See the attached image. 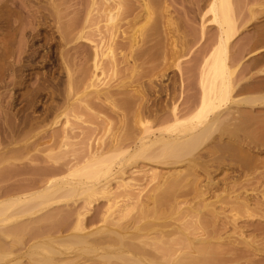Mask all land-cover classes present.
<instances>
[{"label": "rangeland", "instance_id": "1", "mask_svg": "<svg viewBox=\"0 0 264 264\" xmlns=\"http://www.w3.org/2000/svg\"><path fill=\"white\" fill-rule=\"evenodd\" d=\"M92 1L91 0H0V86L3 85L0 88V95H1L0 99L1 98L3 99V104H5L4 102L10 100L14 103L15 109L18 107L19 109L23 108L24 110L28 108L27 106H29L30 108L28 109V111L34 110V112H36L35 114L38 115L39 112L43 113V110L46 111L45 109H47L52 105L59 106L60 102L62 103L63 101L62 99L63 98L65 99L69 84L72 83V85L75 84L77 86L78 80L80 81L86 79L88 78V76L90 78L91 74H93L94 71L96 70L95 71L96 77L93 80L96 86L95 88L97 89L99 88L100 90H102L103 88H106L105 90H107L108 88L111 94H113L111 95L112 97L109 99L110 103L113 106H115L116 110H118L120 113L123 114V117L125 116L123 118L124 119L123 124L124 123L125 124L124 125L122 124L123 125L122 130L117 131L115 129H118V125H119V121L117 119L118 117L114 113H111L112 111L110 112L109 108H107L109 110H106L105 107L107 106H104L103 104H101L100 106L99 103H96V105L94 103L93 105L94 107L91 105V107L94 109L90 108L89 109L90 111L87 110L86 112L87 114L84 115L82 113L80 116H79L80 113L77 114L79 117H82V120L83 117L85 116L84 120L87 121L84 120L82 121L81 118L80 121L75 119L77 117H75L76 115L74 116L70 114L73 112L71 110H67L68 113L65 110L63 114L60 113L62 112L60 108H57L59 111L54 109L56 112L53 110V113H51L46 119H44L46 120L44 121L45 123L43 121L40 122L41 124V125L39 124L40 128L38 127L39 131H37V129L35 131L37 132L35 133L36 134L35 136H37V134L40 133L39 134L40 136H38L40 140L36 139L38 140V142L40 141L43 142V140L46 139L43 137V134H47L49 132L59 129L60 126H62L61 124H63V121H65L66 118L67 120L68 118L70 119L68 120L70 125H72L71 122L75 120H76L75 123L77 121L79 122L82 121L83 123V125L82 123H80L79 126H77V128L78 127H80V129L84 128L83 129L84 131L83 130L78 131L74 129V131L78 132V134L79 132H82V134H79L80 136H78L76 132H73L76 134V135L74 134L75 138L73 137V134L71 138L69 137L68 139L70 141L68 142L69 146L67 145L68 146L67 149L65 147L66 150L63 149V151L64 150L66 152L69 151L68 153L65 152L66 154L64 153L65 157L68 154L71 155L72 153V155H75L77 158L79 154L80 155L79 158L82 157V159L83 158L86 159L88 156L87 155L88 140H90L91 144L93 143L91 147L92 146L94 147V145L96 147V144H98L96 143V140L99 141L103 139L104 143L106 144L108 143L110 137L113 136L115 133H118V137L120 139L119 146L123 149L128 148V150L133 151V149L135 148V144L138 142L137 141L138 137L140 135V132L137 130L136 124L133 123V121L135 122L134 115H136V113L139 111L140 108L143 109L144 112L142 111V113L144 114V117L146 118L148 117V120L151 121L152 123L150 124L154 128H157L162 125V123L158 124V122L160 121H157L154 118L155 114L157 116H160L162 114L164 115L167 112H168L167 114H169L170 111L169 107L174 105V103L175 105H177V108H179L178 110L181 111L180 113H183L184 115L186 114L188 115L193 108L195 109L200 98V86H199V75L201 71L200 68L203 62L205 61V58L209 56L208 54H211L216 49L219 43L217 41L219 40L218 39L219 29L217 25L213 23L211 19L212 15L211 13H209L208 10L210 1L212 0H147L148 7L150 9L149 12L152 13H149L151 16H149V14H147L146 16L143 15L142 16L143 18L139 17V19L136 21L138 22V25L137 23H135V27L138 26V28L139 27L140 28L139 30L138 28H135L137 29L135 31H139L140 35H138L139 32L138 33L136 32L137 35L135 33V36L136 37L139 36L136 39L138 38L140 39H138L139 44L135 45V47H133L132 49H129L128 47H126V45H124L125 43L127 44V42L129 41L128 36L125 35H128L127 33L130 32L129 34L130 36L132 33L130 27L127 28L128 26L126 24H124V27L126 29L124 27L122 28L120 24L121 27H119L117 31L118 36L115 37L116 38L115 40L116 41L118 40L117 43L118 42L119 43L118 44L114 43L111 45V47L109 46V44H107L108 41L106 36L107 32H105L106 30V23L104 19L105 16L102 14L103 16H98L99 18L98 22L95 21L94 19H96L97 15L99 14L97 13V10L95 8H94L95 12L92 11L93 13L97 14L96 16L95 15L93 16V18L94 17L95 18L93 19L92 17L89 16L91 18L90 19L88 17L91 20V21L89 20L91 23L89 25L90 26L92 25L91 27L90 26L88 27L92 30L86 27L87 30L86 29L84 30L86 31V33L83 31L84 32L83 34H85L86 36L83 35L82 32L80 34L79 27H83L82 25L83 23H85L84 19L86 17L85 11L87 7H90L89 4H91ZM94 1L96 3L100 2V0H94ZM229 2L232 8L231 14H232V19L235 22L234 23L235 28H234V34L227 41L226 49L227 48L228 49L226 52L228 57L227 58V64L229 65L228 67L231 68V69L229 68L230 70H233L231 76V81L233 82L232 84L233 91L231 89L232 92H230V94L232 96L229 95L227 101H225L219 108V110L221 109L219 112L221 120L219 121V124L217 123L219 126L215 124V129L213 128L214 130L211 132V134L209 133L210 135H208L206 139L199 141L200 144L198 143V146L196 145L193 151V159L189 161L184 160L178 163L179 165L175 164L172 165V167H167L168 165H164L161 163L160 164L157 163L158 165L156 163L154 164L149 160V156H147L150 155L149 152L151 151L148 150L147 148H145V150H142L144 148H142L141 150L139 149L142 152L138 151L135 154V156L132 157L128 162L130 164L127 169L129 170V168L131 167L133 168L134 166H136L137 168L136 167L135 168L138 170L137 173H139V176L138 174H136L137 176L135 177V179L137 181L132 182L134 183L133 184L134 187H132L134 189L131 190V194H130L131 197L130 199L132 200L130 199L128 200L129 207H127L125 213L129 211L127 215L130 214L132 215L133 213L135 215L142 206L145 213H148V218H151V219H147L150 225L151 224L153 225V223L155 224L158 223L157 226L154 224L155 227L158 228V225H161L162 222L164 224L166 223L167 225L166 228H168L167 230L172 232L171 233L172 236L170 235L171 237L169 236L168 238H172V237L176 238L178 236L177 238L181 239V237H179L178 235L179 230L177 231V229L179 227H180L179 229H181L182 227L181 221L183 220L184 224L188 227V230L182 228L186 233L184 231L182 232H184L186 235L181 240L182 243H187V244L188 242H191L194 238H196L195 240H199V239L202 240V238L200 237H205L203 229H205L206 231L207 230L216 231L217 233L216 232L215 233L217 237H215L216 239L214 240V242L218 243L219 246H221V248L224 245L226 246L228 245L227 247L229 248L234 247V249L236 250L235 252H233L234 250L232 249L231 252H228L227 251L228 248L227 247L225 248V246L223 247L224 248L223 251L226 252L223 253L225 255V256L222 255L223 257L227 258L226 256H228V258L233 259V261H235L234 258L237 259L235 262L230 261L229 263L226 264H234V263L237 264V262H239V264L240 262L244 264L248 259L250 261L254 260L253 262L257 264H263L264 246L263 247L261 246L264 245V234H262L264 233V230L261 231L259 228L260 227L264 228L263 225L264 213H262L264 212L263 211L264 209L262 210L260 208H256L252 206V208L250 207L251 209L248 210L249 212L245 214V216H243L239 212L238 215H236L237 216L236 221H234V223L236 224L234 223L232 224L230 223L229 218H231L230 215H232L233 211L230 210V206L229 204H227L226 201L228 200L229 197V194L227 193L229 189L227 186H231V184H236V185L238 184L237 185L238 187L239 184L241 186L242 183L244 184L243 172L246 169L245 166L249 164V161L253 162L254 164H256V162L258 164L260 161H264V100H262L264 99L263 98L264 96V92H263L264 91V0H230ZM83 4L84 6L82 7ZM52 6L54 7V9ZM56 12L57 15L55 14ZM62 13L63 16H61ZM58 14L60 16H58ZM54 15L58 17H55ZM148 16L149 18H147ZM101 17H104L103 18L104 20L101 19ZM87 22L85 26L88 25ZM202 24L204 25L203 27ZM69 28H72V31ZM75 28H77L79 32L78 38L76 37L78 36V32L77 29ZM97 28L99 29L98 32L101 30L100 31L101 35L100 33L97 34L98 33ZM121 28L125 29L126 32L120 33ZM102 29L105 30L103 31ZM102 31L104 32L103 34ZM121 32H123V30H121ZM80 35L85 36L87 39H85L84 37L82 39ZM60 36H62L63 38H61ZM80 37L81 39H79ZM63 40L65 41L63 42ZM122 41L124 42V44ZM143 42L145 43L144 45ZM92 45L93 47L95 46L97 50L95 49V47L92 48ZM62 46L64 47L62 48ZM93 50H95L96 53ZM94 53L97 54L95 58H93ZM110 57H113V59L112 58L110 59ZM117 59L119 60V62ZM112 60L118 62L117 65L115 63L116 67L112 65L115 69L112 66H110V64L112 63L110 61ZM174 61H176L177 63ZM94 62H96V64L99 65L95 70L93 64ZM174 66L175 67L178 66L179 69H177L178 67L175 68ZM110 67L114 70L112 71ZM133 67H135V69ZM64 68L65 69L67 68L69 71H67V69L65 70ZM131 68H133L132 71L135 70L133 71V73L132 71H130ZM66 71L71 73L72 76L70 77L67 76L68 73ZM114 71L115 73H113ZM126 78L129 79L126 80ZM70 80H72L71 83ZM84 81L85 80H83V82ZM121 83L122 85H120ZM244 83L247 84L248 87ZM37 87L38 89L41 87L43 90L40 88L37 93L36 91L38 90ZM257 87H258V91L256 92ZM167 92L170 93L168 94ZM21 94L24 95L26 94V95L24 96ZM252 96L254 97V100ZM258 96H262L259 97L262 99L259 100ZM236 98L239 100L238 103L237 102L235 103V101L237 100ZM97 104H99V106ZM144 107L145 108L148 107L149 110L151 109L149 112L150 114L152 113V115H150L148 111H145ZM163 108H165V110ZM99 109L100 111L97 112V110ZM155 110L158 113H155L156 112ZM65 112L67 113V117L65 116L66 115ZM56 113L57 115L60 114L59 116H61V118H55ZM231 113L233 115H230ZM61 114H63V116ZM98 115H102L103 117L107 115V118H105L106 116L104 117V119H107V121L108 118H111L109 120L113 119L110 123H108L109 127H107L106 124L107 122L106 121L103 122V120L101 119L103 117L102 116L98 117ZM232 116L234 117V119L232 118ZM151 117L152 119L150 120ZM226 118L228 119L226 120ZM54 119H58L59 122H57ZM97 119L98 121H96ZM50 120L51 121L54 120L57 123L51 122ZM99 120L101 121L100 123L103 122L102 124L104 126L106 125L105 128L107 129V131L105 130L104 126L102 127L100 126L101 124L99 123ZM1 122L2 119H0V124ZM94 122L96 123L98 122L99 124L98 123L97 124L100 128H98L97 124L96 123L94 124ZM53 123H55V125H53ZM75 123L73 122V124ZM90 125L91 127L89 128L91 129L88 128L89 130H87L86 128ZM74 126L76 127V124ZM94 126L95 128L97 127L96 131L101 135L98 134L96 131H94L95 128L92 129V127ZM92 130L94 133L90 132ZM154 132H158V131H154ZM27 136L30 137V135ZM88 136L91 137V139H88ZM34 138L35 137H33V139L31 140H34ZM83 140L84 142H82ZM42 145L40 144L38 146L39 150H42L40 152H43L45 148L48 147V146L45 147V145H47L46 143H42ZM47 150H45V152ZM54 153L55 156H53L52 153L50 154L47 152V154H49V157L47 158H45L46 156H44L47 154L39 153L41 154L39 155L41 156L40 157L41 159H39V161L37 162H39L40 165H43L45 159L51 158L50 159L51 161L54 160L53 158H55L58 155L56 154V152ZM72 155L71 157L67 156L68 157L67 159L71 160V158L73 157ZM65 157L63 158L65 159ZM58 158L59 157H57V160ZM63 158H61L58 161L62 162L64 160ZM66 161L68 162L69 160L65 159V162ZM45 163L49 164L50 162L48 161ZM149 170L157 171V173L159 172L158 173L159 177L153 179L152 175H150L151 171L149 172ZM130 177H134V175L129 176V174H126L124 176V178H129V180ZM162 178L164 181L162 180ZM131 179L134 180V178ZM135 183L138 185H136ZM117 185L118 184H114L113 182L110 186L113 187L112 189L116 187L118 191L121 190V188H118ZM198 187L199 188L202 187V189L201 188L198 189ZM246 188L249 189V187ZM242 189L244 190V188H241L240 190L243 191ZM115 190L111 191L113 193L112 196L111 193L109 194L110 197L103 196L104 197L103 198L99 196L101 197L97 201L99 203L98 204L95 203L94 207L88 208L89 209L88 216L92 217L95 214L101 215L105 209L107 198H110L109 200H111L112 202L116 198L120 197L118 195L119 194L118 191ZM197 190H202L203 192L201 193L202 195H204V197L200 195L201 193H198ZM114 191L115 194L117 193L118 194L115 195ZM132 191L134 192V195H132L133 194ZM222 192L224 193V195ZM217 195L220 196L218 197ZM226 195L227 198L225 197ZM120 198H119L120 200L116 199L119 200L118 203L122 202L121 201L122 197ZM142 203L144 204L141 205ZM66 205L68 204L62 205L63 207L61 205H59L60 207L59 206L58 207L48 206L49 208L45 207L47 209H45L42 206H40L42 208H38L39 206H37V209L35 208L36 210L34 211H36V213L37 211L39 212V214L37 213V215L40 219L36 218L38 220L36 221L33 220L35 219V216L37 217L35 213L34 215H32V217L31 215H28L34 221L35 224L32 223L33 221L28 223L25 222L26 226L24 224V229H22L21 232L18 231L20 233L19 235H17L18 234L17 231L14 232L15 229L14 230L12 229L14 228V226L9 225L10 228L8 227L9 229L6 231L7 232L6 234L9 236L2 235L3 237H0V241L2 239H3L2 241H4L2 242V244L4 243L3 245L4 247L0 249V256L3 254L2 252H6L0 257V264H17L15 262H18V259L20 257H21L20 261L22 264H47L45 263L47 261L50 264V261L48 259L51 258V260L54 261L57 257H60L54 253V249L57 248V244L49 243L48 241H46V238L40 241L42 244L39 247L30 248L29 245H31L36 239H41L42 237H46V234L49 231H51L50 227L55 223L54 220L59 218L61 216L60 213H63V211L69 207ZM253 208H255L256 210ZM38 209H40V211L42 212H40ZM251 210L253 211V213ZM254 210L256 213L254 212ZM217 212L218 214H216ZM47 213L48 216L45 215ZM55 213L56 214L59 213L60 216L57 218L55 216V219L53 220L52 218L54 217ZM51 214H52V218H51ZM131 215L127 216L129 217V219L125 218L120 221L122 225H128L129 227L131 226L130 223V218L132 217ZM160 215L163 217H160ZM49 216H50V220L46 219L49 218ZM27 218L28 217L26 216L25 219ZM163 218L164 221L162 220ZM154 220H156V222H154ZM226 221L229 224H226ZM100 224L102 223L96 222L93 227H98L100 226ZM255 226L257 227L255 228ZM199 227H201V229ZM232 227H236V230H234V228ZM153 229L151 230L152 233H153ZM237 229L240 230L238 231ZM130 230L133 229L130 228ZM258 230L260 232H257ZM188 231H191V234L190 233L188 234ZM193 231L194 233H196V236L193 233ZM229 232L232 235H228ZM57 233L58 232L54 231L53 234L56 235ZM173 233H177V234H173ZM185 237H187L188 239H186ZM239 238L241 239V241H243L242 239H246V240L248 239L247 241H251V242L253 241L254 242L253 247L252 248H249V246L245 247L246 245H243L244 242L241 245L240 243L241 241H239L240 245L239 243L237 244ZM190 239L192 240L190 241ZM228 241L232 242V244L234 245H232ZM214 242H212V244H214ZM67 247L74 249L73 246H67ZM255 247L257 249L252 250ZM234 254L237 256H235ZM239 254H242V256L239 257L240 259L237 258ZM84 256L83 259L86 260L83 264H97V262L98 264H104L105 262L108 263V260L107 261L105 260L107 258L105 259L103 258L101 259V261L100 259L99 261L98 259L95 261L93 254L90 253L84 254ZM61 257L63 256L61 255ZM68 260H72V258L71 259L68 258ZM110 260L113 261L115 259H110ZM118 262L123 264L121 261ZM63 263L71 264V262L68 263L63 262Z\"/></svg>", "mask_w": 264, "mask_h": 264}, {"label": "bare ground", "instance_id": "2", "mask_svg": "<svg viewBox=\"0 0 264 264\" xmlns=\"http://www.w3.org/2000/svg\"><path fill=\"white\" fill-rule=\"evenodd\" d=\"M229 1L230 0H212V1H210V4L208 3L209 4L208 10H209V13H211V15H212L211 19H212L213 23H215L219 29L218 30L219 31V38H218L219 40H217L219 43H218V46L216 45L217 46L216 49L211 54H208L209 56L207 58H205V61L203 62L202 66L200 68L201 69L200 75H199L200 98H199L198 104L195 107V109L194 108L192 109L194 111L191 110L192 112L190 111V113L188 115L187 114L184 115L183 113H180L181 111L178 110L179 108H177V105H175V103H174V105L169 107L170 108L169 114H167L168 112L165 113V111H164V113L166 114V115L164 114L165 116L163 114L162 115L159 114L160 116H157L155 113H158V112L156 111L157 109L155 108L156 112L155 111H154L155 113L153 112L155 114L154 118L157 121H160V122H158V124L162 123V125L157 127V128H154L151 125L152 124L151 121L148 120V117L147 118L144 117V114L142 113L143 109L140 108L138 112L136 111L137 112L136 115H134L135 116V122L133 121V123L136 124L137 130L140 132V135H139L138 140H137L138 142L136 144L134 143L135 148L133 149V151L128 150V148H126V149L121 148L119 146L120 145V142H119L120 139L118 137V133H115L113 136H111L112 134L110 135L111 137H110L108 143H106V144L104 143L103 139H101L99 141L96 140V143H98V144H96V147H95V145H94V147L93 146L91 147V145L93 143L91 144L90 140H88V141L86 140L87 141V155L88 156L86 159L83 158L84 160L82 159V157L79 158L80 157L79 154H78V158H77L75 155H72V153H71V155L73 156L71 158V160L67 159L68 157H71L70 154H68L70 156L67 155L68 157L67 156L65 157V154L69 152V151L68 152L65 151L67 149V147L69 146V144H68V142H70L68 140L69 137L71 138V136L73 134V137L75 138V136H74L75 133H73V132H76V131H74V129H76L78 131L79 130L81 131L84 129V128L80 129V127L77 128V126H79V124L82 123V121L84 120V117H85L84 116L83 120H82V117H79V116L82 113L84 115L87 114L86 113L87 110L92 108L91 105L93 106L94 103H95V105H96V103H99L100 106H101V104H103L104 106H107V107H105L106 110L110 109V112L112 111L111 113H114L118 117V118L115 117L119 121L118 129H115V130H117V131L122 130L123 125L125 124V123L123 124V122H124L123 118L125 116L123 117V114L120 113L118 110H116L115 106H113L109 101V99L112 97L111 95H113V94H111V92L108 90V88H107V90H105L106 88H103L102 90H100L99 88L98 89L95 88L96 86H95L93 80L96 77V73H95L96 70L95 69H97V66H99L96 64V62L93 63L95 71L93 74H91L90 78L88 76V78L83 79V80H85L84 82H83V80H80L82 82H80L78 80V83L76 81L77 86L75 84H73L74 87L76 86L75 88L73 87V85L71 83L72 80H70L71 84L68 85V91L66 93L65 99L64 98L62 99L63 100L62 103L60 102L59 106H57V105L53 106L52 105L53 107L50 106L51 108L47 106L48 108L45 109L46 111L43 110V113L39 112L38 115L35 114L36 112H34V110L28 111V109L30 108L29 106H27L28 108H26L24 110H23V108L19 109L17 106H16L17 108L15 109L14 103L12 101H10V100L6 101V102H4L5 104H3V99L2 98L0 99V119H2V122L0 124V234H1L0 237H3L2 235L9 236L6 234L7 233L6 231L10 228L9 225H13L14 228H12V229L13 230L15 229L14 232L17 231V233H18L17 235H19L20 234L19 232H21L22 229H24L25 222L28 223V222H31L33 220L36 221V220L40 219L37 215V213L39 214V212L37 211V213H36V211H34L37 209V206H39L38 208H42V207L45 208L48 206L58 207L59 205L62 206V205L68 204L66 206H69V207L66 208L63 211V213H60L61 216L59 215V213L58 214L55 213L54 217L52 218L53 213L51 214V218L53 220L55 219V216H56V218L59 216L60 217L57 218L56 220H54L55 223L53 225L50 221V223L52 225V226L49 225V226H51L50 227L51 231H49L48 233L45 232V233H47L46 237H42L41 239H36V240H34V242L31 245H29L30 248L39 247L42 244L40 241H42L45 238H46V241H48L49 243L57 244V248L54 249V253L60 257H57L54 260L55 262L52 261L51 258L48 259L50 261V264H62L63 262H67V263L71 262V264H72V262H73V264H83L86 260V259H83V256H84V254H87V253L93 254L95 261L97 259H98V261H99V259L101 261V259L107 258L105 260L106 261L108 260V263H106V262L104 263V261H103L104 264H121L118 261H121L123 264H226V263H229L230 261L231 262L233 261V259L228 258V256H226L227 258L222 256V255H224L223 253H226L223 251L224 250L223 247L225 246V248H226L228 245L227 246L224 245L222 247L223 248L222 249L218 243L214 242V240L216 239L215 237H217L216 231H213V230H211V231L207 230L206 231L205 229H203L205 237H200V238H202V240L201 239L195 240L196 238L193 239L191 237L195 242L192 239H190V241L192 240L193 242L192 241L188 242V244L182 243L181 239L184 238V236L186 235L185 234L186 232L183 229L188 230V227L184 224L183 220L181 221L182 222L181 223L182 224L181 229H179L180 228L179 226H178L179 227L178 229L175 228V229H177V231L179 230L178 235H179V237H181V239L177 238L178 236L176 238L175 237L174 238L173 237L168 238L172 232L167 230L168 228H166L167 227L166 223L164 224L162 222L161 225H158V228L155 227V225L157 226L158 223L155 224L152 222L153 225L154 224L155 225L154 226L152 224L150 225L149 222L147 221V219H151V218H148V213H145L142 206L135 215H134V213L132 215L130 214L132 216L130 218V223H131L130 227L128 225H122V223L120 222L121 220H123L125 218L129 219V217H127V216H130V215H127V213H129V211L127 213H125V211L127 210V207H129L128 206V204H129L128 200L131 198L130 197L131 190L134 189V188H132V187H134L133 186L134 183H132V182L137 181L135 179V177L137 176L136 174H138V176H139V173H137L138 170L136 169L137 168L136 166H134L133 168L132 167L129 168V170L127 169L129 164H130V163H128L129 160L132 157H134L138 151L142 152V151H140L142 148H144L142 150H145V148H147L148 150L151 151V152H149L150 155H147V156H149V160L151 162H153L154 164L155 163L156 164L161 163L164 165H168L167 167H172V165L178 164L184 160L189 161V160L193 159V151H194L196 145L198 146L199 141L206 139V137L208 135H210L211 132L215 129V124H217V123L219 124V121L221 120L220 114H219L221 109L219 110V108L221 107V105L225 101H227L229 95L232 96L230 94V92L233 91V88H232L233 82L231 81V76H232L233 70H230L231 68L228 67L229 66L227 64V58L228 57H227V52H226L228 49V48L226 49L227 41L234 34V28H235L234 27L235 22L233 21L232 14H231L232 8H231ZM136 3H138V4H136ZM89 5H90V7H87V9L85 11L86 12V17L84 19L85 23H83V25H82L83 27H79V32H80V34H81V32L83 34L84 32L86 33V31H84L85 29L86 30H87V28L90 29L88 27V26H90L89 24H91L90 23V21H91L90 17L93 18L94 15L95 16L97 15L96 13L92 12V11H94V8H95L97 10V13L101 14V15H99V14L97 15V17H96L97 20L94 19L95 17L93 18L95 21L98 22V20H99L98 16H103V15L105 16V18L101 17V19H103V18L105 19L106 30L105 29L104 30H105V32H107V35H106L107 41H108L107 44H109L110 47L112 44L117 43L118 40L117 41L115 40L116 39L115 37L118 36L117 31H118L119 27L122 26V28H123L124 24H126L128 26L127 28L130 27L132 33L129 36L130 32L127 31L128 35H125V36H128L129 41L127 42V44L126 43L124 44V42L122 41L123 44L126 45V47H128L129 49H132L133 47H135V45L139 44L138 39H140V38L136 39L139 36H137V37L135 36V33L139 32V31H135V30H137L135 28H138V26L135 27V23H137V25H138V22H136V21L139 19V17L141 18L143 15L146 16L147 14L152 13V12H149L150 9L148 7L147 0H100L99 3H96L93 0L91 2V4H89ZM83 6H84V4L82 5V7ZM53 9H54V7H53ZM58 12H59V10H58ZM55 14L57 15V12ZM204 15H205V12H204ZM58 16H60V15L58 14ZM58 16H55V17H58ZM61 16H63V13ZM149 16H151V15L149 14ZM149 16L147 18H149ZM202 19H203V17H202ZM94 20H92V21H94ZM87 21H89V22H87ZM86 22L88 23V25L85 26ZM169 22H171V21H169ZM120 24H121V26H120ZM80 26H81V24H80ZM203 26L204 25L202 24V27ZM68 27H69V25H68ZM104 27H105V25H104ZM77 28H75V29H77ZM122 28H121V30H123V32H121V30H120V33H125L126 28L125 27H124L125 29H122ZM132 28H134V29H132ZM139 28H138V30H139ZM69 29H71V31H72V28H69ZM130 29H129V31H130ZM63 30H66V29H63ZM90 30H92V29H90ZM98 30L99 29L97 28V32H98ZM100 31L97 34L100 33V35H101ZM103 31H102V34L104 33ZM77 32H78V29H77ZM79 32H78V36L75 35L77 38L79 37ZM69 33H71V32H69ZM137 33H136V35H137ZM65 34H66V31H65ZM74 34H75V32H74ZM83 35H85V34H83ZM83 35L82 36L80 35L82 37V39H83V37L85 39H87L85 37L86 35L85 36H83ZM138 35H140V32L138 33ZM66 36H68V35H66ZM60 37L63 38L64 35H63V37L62 36H60ZM81 37L79 39H81ZM88 39H89V37H88ZM105 39H106V37H105ZM100 40H101V38H100ZM137 40H138V42H137ZM64 41L65 40H63V42ZM142 41H143V39H142ZM66 42H65V44H66ZM144 42H143V45L145 44ZM90 44H91V42H90ZM63 47L64 46H62V48ZM94 47L92 45V48H94ZM65 48H66V46H65ZM95 49H96V47H95ZM79 51H80V49H79ZM93 51L96 53L95 50H93ZM95 53H94L93 58H95V56L97 55ZM101 54H102V52H101ZM125 57H127V56H125ZM111 58L113 59V57H110V59ZM119 59H121V58H119ZM93 60H95V59H93ZM110 62H112L110 64V66L113 65L114 67H116L119 60H118V62H116L114 60H112ZM121 62H123V61H121ZM174 62H176V61H174ZM115 63H116V65H115ZM230 66H232V65H230ZM176 67H178V66H176ZM133 68L135 69V67H133ZM133 68H131L130 71H132ZM110 69H112V68L110 67ZM114 69H112V71ZM177 69H179V67ZM67 71H69V70L67 69ZM100 71H101V69H100ZM133 71H135V70H133ZM133 71H132V73H133ZM67 73H68L67 76H69V77L72 76L71 73H69V72H67ZM113 73H115V71ZM84 74H85V72H84ZM97 74H99V73H97ZM131 76H132V74H131ZM79 79H82V78H79ZM127 79H129V78H126V80ZM122 83L120 85H122ZM127 85H129V84H127ZM245 85L247 86V84H245ZM249 85H250V83H249ZM2 86H0V88ZM77 87H79V88H77ZM37 89H38V87H37ZM39 89L36 90L37 93H38ZM231 89H232V91H231ZM42 90H41V92H42ZM257 91H258V87H257L256 92ZM63 93H64V90H63ZM21 95H24V94H21ZM259 97H262V96H258V98ZM22 98H21V100H22ZM237 98H238V96H237ZM263 98H264V96H263ZM250 99H252V98H250ZM261 99L262 98H259V100H261ZM253 100H254V97H253ZM262 100H264V99H262ZM238 101L239 100L237 99L235 101V103L236 102L238 103ZM256 101H257V98H256ZM30 103H29V105H30ZM99 104H97V105L99 106ZM145 107H144L145 111L149 112L151 110V109L149 110L148 107L147 108H145ZM57 108H60L62 111L60 113H63V114H64L65 110H66V112H67V110L73 111L74 113L72 112L70 114H72L74 116L76 115L75 117H77V118H75L74 116L73 117L79 121L81 118L82 121L81 122L77 121L76 123H75L76 120L73 121L76 124V127L74 126L75 124H73V122H71V124L75 127L74 128L72 125H70V123L68 121L70 119L68 118V120H67V118H66L68 112L67 113L65 112L66 117L65 116L64 117L66 119H65V121H63V124H61L62 126H60V128L55 130V131L49 132L47 134H43V137L46 139L43 140V142L42 141L38 142V140H40L38 137V136H40L39 135L40 133L37 134V136H35L36 135L35 133H37V132H35L36 129H37V131H39L38 127H39L40 122L46 121L44 119H46L51 113H53L54 109L59 111ZM107 108H109V109H107ZM150 108H151V106H150ZM92 109H94V108H92ZM163 109L165 110V108H163ZM166 109H168V108H166ZM98 111H100V109L97 110V112ZM102 112H104V111H102ZM78 113H80L79 116L77 115ZM88 113H90V112H88ZM41 114H43L44 116ZM63 114H61V115L63 116ZM114 114H112V115H114ZM149 114H150V112H149ZM59 115H57V113H56L55 118H61V116H59ZM150 115H152V113ZM230 115H233V114L231 113ZM40 116H42V117H40ZM101 116L102 115H98V117H101ZM105 116L104 117L107 118V115H105ZM145 116H147V115H145ZM104 117L101 119L103 120V122L106 121L107 123L106 122L105 123L107 124V127H109L108 123H110L113 119L109 120L111 118H108V121H109L108 122L107 119H104ZM50 118H51V116H50ZM86 118H87V116H86ZM115 118H114V120H115ZM232 118L234 119L233 116H232ZM238 118H239V116H238ZM133 119H134V117H133ZM151 119H152V117L150 118V120ZM227 119L228 118H226V120ZM54 120L59 122L58 119H54ZM54 120L51 122L57 123ZM100 120H99V123L102 121V120L101 121ZM84 121H87V120H84ZM96 121H98V119ZM55 123H53V125H55ZM95 123L96 122H94V124ZM102 123H100L101 127L104 126ZM98 124H97V126H98ZM50 125H52V124H50ZM82 125H83V123H82ZM121 125H122V127H121ZM84 126H86V125H84ZM89 127H91V125L88 126L86 129L87 130L91 129ZM105 127H106V125L104 126V128ZM226 127H227V125H226ZM52 128H54V127H52ZM94 128H95V126L92 127V129H94ZM98 128H100V127L98 126ZM104 128H102V129H104ZM96 129H97V127L94 129V131H96ZM105 130L107 131L106 128H105ZM33 131H34V133H33ZM44 131H45V129H44ZM154 131H158V132H154ZM90 132H93V130ZM76 134H78V132H76ZM79 134H82V132H79ZM79 134H78V136H80ZM98 134H100V133H98ZM27 135H30V137ZM85 135H87V134H85ZM78 136H76V137H78ZM33 137H35L34 140H31V139H33ZM81 137H84V136H81ZM36 139H38V140H36ZM88 139H91V137L88 136ZM93 140H95V139H93ZM82 142H84V140ZM42 143L47 144V145H45V147L48 146L47 147L48 150H47V148H45V150H47L46 152H45V150L43 152H40L42 150H39V148H38V146L40 144L42 145ZM127 146H129V145H127ZM65 147H66V149H65ZM63 149H65V150L63 151ZM47 152L50 154L52 153L53 156H55L54 152H56V154H58V155L60 154V155L59 156L57 155L55 158H53L54 160H52V161L50 160L51 158L45 159V162L49 161L50 163L48 164V163L44 162L43 165H40L39 162H37V161H39V159H41L40 158L41 156H39L41 154H39V153L47 154ZM146 154H148V153H146ZM47 155H44V156H46L45 158L49 157V154H47ZM57 157H59L58 160L65 157V159L69 160V161L65 162V159L63 158L64 160L62 159L63 161L59 162L57 160ZM251 159H253V158H251ZM40 162H42V161H40ZM187 165H189V164H187ZM245 167H246V169L243 172L244 184L242 183V186L239 184L238 187H237L238 184L237 185L231 184V186H227L229 189V191H227V193L229 194V197H228V200L226 199L227 200L226 202H227V204H229L230 210L233 211L232 215H230L231 218H229V221L232 224L234 223V221H236V219H237L236 215H238L239 212L243 216H245V214H247L249 212L248 210H250L252 208V206L256 207V208H260L262 210L264 209V161H260L258 164H257V162H256V164H254L253 162L249 161V164ZM150 171H151L150 175H152L153 179H155L156 177H159L158 176L159 172L157 173V171L149 170V172ZM163 172H165V171H163ZM126 174H129V176L134 175V177H130V180H129V178H124V176ZM131 178H134V180ZM163 178H162V180H163ZM131 180H133V181H131ZM165 181H166V178H165ZM113 182H114V184H118L117 185L118 188H121V190H119L120 192L117 190L116 187H114V189H112L113 187H111L110 185ZM136 185H138V184H136ZM243 185H245V186H243ZM240 187L244 188V190L242 189L243 191H241ZM246 187H249V189H247ZM115 188L119 193V194L118 193L117 194L120 197H122V200H121L122 202L118 203V201L121 199L118 196H117L118 198H116V199H119V198L120 199L119 200L113 199L114 201H112V202H111V200H109L110 198H107L105 209L101 215L95 214L92 217L88 216V213H89L88 208L94 207L95 203L98 204L99 202H97V201L101 197H103V196L104 197H107V196L110 197V195H109L110 193L112 196L113 192H111V191L115 190ZM200 188L202 189V187H200ZM200 188L198 187V189H200ZM225 190H227V189H225ZM238 190H240V191H238ZM115 191H114V194H115ZM140 191H141V189H140ZM197 191H198V193L203 192L202 190H197ZM136 192H138V191H136ZM250 192H252V193H250ZM117 194H115V195H117ZM151 194H152V192H151ZM132 195H134V192ZM200 195H202V193ZM223 195H224V193H223ZM99 196H101V197H99ZM202 196L204 197V195H202ZM225 197L227 198V195ZM137 198H138V196H137ZM222 199H223V197H222ZM130 200H132V199H130ZM224 202H223V204H224ZM143 204L144 203H142L141 205H143ZM221 204H222V202H221ZM40 206H42V207H40ZM66 206H64V207H66ZM130 206H131V204H130ZM45 209H47V208H45ZM253 209H255V208H253ZM38 210L40 211V209H38ZM42 210H44V209H42ZM255 210H254V212H255ZM40 212H42V211H40ZM34 213L37 215V217L35 216V219L32 220L30 218V216H28V215H31V217H32V215H34ZM48 213L45 215L48 216ZM252 213H253V211H252ZM262 213H264V212H262ZM216 214H218V212ZM26 216L30 219H28V218L25 219ZM160 217H163V216L160 215ZM36 218H38V219H36ZM46 219L50 220V216H49V218H46ZM154 219H156V218H154ZM162 220L164 221V218ZM151 221H153V220H151ZM39 222H40V220H39ZM96 222H99L102 224H100V226H98V227H93ZM154 222H156V220H154ZM160 222H159V224H160ZM32 223H34V221ZM226 224H229V223L226 221ZM234 224H236V223H234ZM89 225H90V227H89ZM25 226H26V224H25ZM251 226H252V224H251ZM118 227L120 230L118 229ZM256 227L257 226H255V228ZM130 228H132L133 230H130ZM199 228L201 229V227H199ZM232 228H234V230H236V227H232ZM152 229H153V233L151 232ZM259 229L261 231L264 230L263 227H260ZM25 230H26V227H25ZM54 231L58 232L57 233L58 235L53 234ZM182 231H184L185 233ZM257 232H260V231L258 230ZM189 233L191 234V231H188V234ZM193 233H194V231H193ZM173 234H177V233H173ZM194 234L196 236V233H194ZM262 234H264V233H262ZM217 235H219V234H217ZM228 235H232V234H230V232H229ZM34 237H36V236H34ZM185 238L188 239L187 237H185ZM2 240L0 241V249H2L4 247L3 246L4 243L2 244V242H4V241H2ZM242 240L243 241H241V239L239 238L237 244L239 243V241H241L240 242L241 245L244 242L243 245H246L245 247H247V246H249V248L253 247V244H254L253 241L252 242L247 241L248 239L247 240L242 239ZM212 242H214V244H212ZM228 242H230V241H228ZM230 243L232 244V242H230ZM240 243H239V245H240ZM232 245H234V244H232ZM67 246H73L74 249H71L70 247H67ZM263 246L264 245H262L261 247H263ZM227 248H228L227 249L228 252H231L232 249L234 250L233 252L236 251L234 249V247H231V248L227 247ZM186 249H187V251H186ZM256 249L257 248L255 247L252 250H256ZM225 251H226V249H225ZM244 251H245V249H244ZM2 253L4 254L6 252H2ZM237 253H238V251H237ZM61 255L63 257H61ZM234 255H233V258H234ZM235 256H237V255H235ZM240 256H242V254H239V256L237 258H239ZM20 258L18 259V262H15V263L22 264L20 261ZM68 258L69 259L72 258V260H68ZM65 259H67V260H65ZM110 259H115V260L112 261ZM234 259H235V261L237 260L236 258H234ZM235 261H233V262H235ZM253 261H250L248 259L244 264H257V263H254ZM45 263L49 264L48 261ZM63 264H65V263H63ZM97 264H98V262H97ZM234 264H236V263H234ZM237 264H239V262H237ZM240 264H243V263L240 262Z\"/></svg>", "mask_w": 264, "mask_h": 264}]
</instances>
